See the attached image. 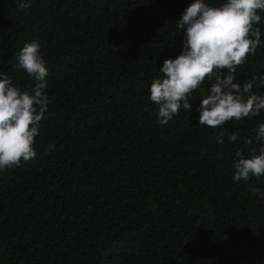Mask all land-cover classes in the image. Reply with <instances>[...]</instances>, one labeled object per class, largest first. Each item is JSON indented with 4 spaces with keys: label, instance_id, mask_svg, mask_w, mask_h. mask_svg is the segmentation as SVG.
I'll return each mask as SVG.
<instances>
[{
    "label": "trees",
    "instance_id": "trees-1",
    "mask_svg": "<svg viewBox=\"0 0 264 264\" xmlns=\"http://www.w3.org/2000/svg\"><path fill=\"white\" fill-rule=\"evenodd\" d=\"M19 2L0 0V72L30 90L12 66L35 39L49 104L36 158L0 171V264H264V176L232 179L264 110L212 129L194 93L191 112L160 125L149 99L182 51L175 21L193 0ZM253 76L264 43L237 69L238 82Z\"/></svg>",
    "mask_w": 264,
    "mask_h": 264
},
{
    "label": "clouds",
    "instance_id": "clouds-1",
    "mask_svg": "<svg viewBox=\"0 0 264 264\" xmlns=\"http://www.w3.org/2000/svg\"><path fill=\"white\" fill-rule=\"evenodd\" d=\"M30 0H20L18 8H30ZM264 0H220L211 6L206 0H193L175 21L183 36L180 55L168 58L158 68L159 77L148 89L150 102L156 106V120L167 125L181 108L192 111L190 98L199 93L198 124L208 128L223 127L232 121L252 119L264 110V95L255 94L254 86H264V76H253L243 83L236 79L237 69L255 55L262 41ZM14 70L26 73L35 84L30 90L14 86L6 72H0V171L15 168L36 158L35 138L46 119L49 99L46 92L49 70L35 39L24 43L14 53ZM209 86L206 88L205 84ZM224 132L216 139L224 143ZM235 132L230 143L238 142ZM245 156L237 151L233 160L236 182L264 176V123L246 139Z\"/></svg>",
    "mask_w": 264,
    "mask_h": 264
}]
</instances>
